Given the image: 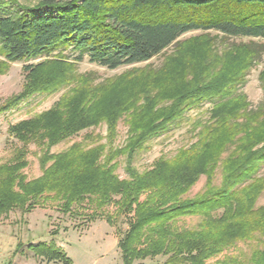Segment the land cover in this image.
<instances>
[{
  "label": "trees",
  "instance_id": "1",
  "mask_svg": "<svg viewBox=\"0 0 264 264\" xmlns=\"http://www.w3.org/2000/svg\"><path fill=\"white\" fill-rule=\"evenodd\" d=\"M12 4L15 10L9 7ZM192 31L264 39V0H39L30 6L0 0V54L10 62L65 58L71 51L75 61L87 57L91 63L116 70L149 61ZM234 50V56L239 52L247 56V65L257 58L251 46ZM43 64L25 66L24 70L32 75ZM241 77L239 74L236 80ZM231 93L221 73L210 86L166 96L173 100L169 107L157 109L155 97L143 96L120 149L74 145L53 155L48 148L98 125L103 118L109 134L113 133L118 111L133 109L137 103L132 101L138 96H100L99 101L73 97L10 126L7 133L22 147L8 163L0 165V217L15 209L29 213L46 194L62 201L64 213L87 199L101 207L114 203L117 217L132 215L117 245L122 264L158 257H166L163 264H205L238 240H250L257 232L264 235V206L254 207L262 190L259 186L257 192L250 185L241 188L264 162V110L246 113L245 97ZM23 97L16 96L0 112ZM205 101L211 105L212 119L204 123L195 143L171 159L158 158L142 173L131 166L133 156L144 150L149 140L180 119L184 110ZM45 142L47 149L39 160L42 174L27 180L22 174L27 166V146H44ZM260 144L261 149L254 150ZM121 155L128 159L127 180H120L115 173V159ZM220 163L223 178L218 188L208 183L195 198H182L201 175L208 181ZM142 195L145 199L139 202ZM187 216L201 218L197 229L172 228L177 219ZM262 246L253 252L251 264H264V237ZM29 249L47 262L70 264L53 243L30 245ZM218 264L242 263L222 260Z\"/></svg>",
  "mask_w": 264,
  "mask_h": 264
},
{
  "label": "rangeland",
  "instance_id": "2",
  "mask_svg": "<svg viewBox=\"0 0 264 264\" xmlns=\"http://www.w3.org/2000/svg\"><path fill=\"white\" fill-rule=\"evenodd\" d=\"M39 0H15L20 5H34ZM15 10V5H9ZM251 46L257 51V58L247 65L246 55L241 52L234 56L238 46ZM67 57L38 58L27 62H10L0 54V108L14 99L20 98L10 107L0 112V165L8 163L15 150L22 147L13 136L7 133L10 126L28 121L48 112L60 101L73 97L82 100L89 96L99 101L100 96H138L136 106L127 112L118 111L113 133L109 134L108 122L105 118L98 125L83 130L77 135L68 137L49 149V153L57 155L67 151L74 145L93 148L100 145L120 149L128 139V123L134 117L136 108L143 102V96L156 98V108L169 107L172 99L166 96L186 95L196 87L210 86L217 77L224 73V84L231 89V96H244L248 104L246 113L264 110V39L224 37L214 31H192L182 35L161 54L149 61L126 65L116 70H107L88 61H75L76 55L71 51ZM238 56V57H237ZM35 74L24 70L25 66H36ZM242 75L239 81L236 76ZM206 96V95H200ZM130 102L128 105H130ZM211 105L202 104L184 110L180 119L169 125L160 135L152 138L146 148L137 152L131 166L137 172L150 170L160 157L171 159L181 150L195 143L197 134L204 123L210 122ZM137 111V110H136ZM64 113V112H63ZM62 113V114H63ZM66 112L63 114L65 117ZM211 118V119H210ZM240 122L243 119L240 118ZM201 123L198 125V123ZM32 143L26 149L27 166L22 174L27 180L41 176L40 156L47 149ZM263 144L255 147L261 149ZM233 147L229 150L231 151ZM228 152L222 156L223 161ZM127 156H119L116 174L120 180H127L125 166ZM223 164H219L211 178H197L196 182L183 195L184 199H192L203 193L208 183L218 188L223 178ZM250 188L261 193L255 200V208L264 206V162L259 164L253 179L244 183L241 188ZM119 197H114L118 200ZM145 195L139 198L144 201ZM29 213L15 209L6 216L0 217V264H65L60 261L47 262L42 257H35L29 246L40 243L55 244L65 255L70 264H122L118 242L129 228L132 215L116 216L117 205L112 203L99 206L95 200H85L72 206L69 213L61 210L62 201L51 195H44ZM221 211L217 212L219 217ZM201 218L187 216L177 219L174 230H195ZM264 235L257 232L250 240H238L234 245L223 249L220 253L205 260V264H218L222 260L251 264L250 258L255 250L262 248ZM166 257L146 259L134 264H163Z\"/></svg>",
  "mask_w": 264,
  "mask_h": 264
}]
</instances>
